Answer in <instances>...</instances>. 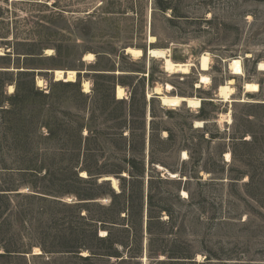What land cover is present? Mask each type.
<instances>
[{
    "label": "rangeland",
    "instance_id": "obj_1",
    "mask_svg": "<svg viewBox=\"0 0 264 264\" xmlns=\"http://www.w3.org/2000/svg\"><path fill=\"white\" fill-rule=\"evenodd\" d=\"M168 2L174 10L158 9L156 0H0V188L18 185L19 192L28 193L21 183L35 159L40 174L49 170L69 176L80 129L83 149L75 171L80 176L85 171L84 147L99 182L122 168L114 176L128 198L120 222L140 224L137 256L131 253L130 230L122 257L85 260L63 251L76 232L90 228L68 206L79 201L73 194L57 197L67 206L41 202L22 220L15 205L26 200L9 194L15 239L29 252L0 257V264H264V73L257 70L264 61V0ZM149 34L156 38L151 44ZM149 46L169 48L174 61H191V71H166L163 59L148 57ZM126 47L141 48L144 56L134 58L123 51ZM46 48L54 49L53 55H46ZM86 52L94 58L85 60ZM204 53L210 57L205 73L211 82L198 87ZM234 57L241 58L244 76L231 74L229 59ZM54 68L76 70L82 94L75 86L55 84L68 81L46 72ZM38 75L44 80L41 89L35 83ZM84 77L89 92L82 90ZM231 77L233 101L225 102L217 88ZM245 80L257 81L259 91L245 92ZM165 83L172 85L169 94L198 97L201 106L167 107L157 97L148 98L147 91ZM31 84L47 96L11 99ZM118 84L125 89L122 105L112 99L119 100ZM228 113L230 122L224 118ZM196 120L203 125L197 127ZM252 134L257 141L243 143ZM77 187L106 191L88 182ZM95 201L91 212L104 214L101 206L111 198L104 193ZM40 244L47 251L38 255ZM149 247L156 254L149 256Z\"/></svg>",
    "mask_w": 264,
    "mask_h": 264
},
{
    "label": "trees",
    "instance_id": "obj_2",
    "mask_svg": "<svg viewBox=\"0 0 264 264\" xmlns=\"http://www.w3.org/2000/svg\"><path fill=\"white\" fill-rule=\"evenodd\" d=\"M156 6L162 11H166L167 9H175L174 6H172L168 2V0H156ZM55 84H59L62 87L75 86L77 91L82 94L76 81L58 82ZM21 92L22 93H18L11 97V99L17 100V102H23L26 99H34V94L47 96V94L35 90L33 84L28 86L27 91L22 90ZM112 99L121 105L124 103V100L122 99L115 100L114 96H112ZM131 99L133 100V97H131ZM5 112H9V110L6 109ZM124 122L125 120H122L120 124ZM49 132V134H54L55 130L50 129ZM78 137L79 146L76 147L77 159L69 168V176H66V174H51L49 170L45 171V173L43 174H40V170L37 169L40 167L37 164V159H35L28 165L27 168H25L27 170L24 171L27 173L24 174L26 175V178L21 183L28 187V193L22 194L21 192H19L18 185L12 189L0 188V249H2V251L0 252V257L25 256L24 254L29 252L28 246L18 244L17 240L15 239L18 234H16L14 230H12V221H10L13 207L16 206L15 209L22 220L24 215L28 214L29 212H34V206H37L38 208L42 207L41 202L49 201L57 205L65 206L66 204L63 201L57 199V197L64 194H73L76 197V200H79L68 206L75 210L76 217L83 222H87L90 228L88 229V231H85L83 230L84 228H81L78 232H76V237H74L70 244H65V250L63 251L77 255L78 257L85 260H89L94 257H106L109 259L110 257L114 256L120 258L122 257L121 250L127 246V240L125 238L126 232L131 230L133 236L132 240L134 242V246L131 250L132 256H137V254L139 253V222L132 220L130 227L124 226L123 223L120 222L124 217L121 216V213H125V211L128 209V198L124 186H121L120 191L116 192L110 186L107 180L99 182L97 177L93 176L91 168L89 167V165H87V156L90 151L87 147H84V159L81 165L87 175L80 176L75 171L74 167H77V164L79 163V155L81 154L83 149L81 147L80 141L84 137L82 136V132L80 129H78ZM87 138L88 136L85 137V139ZM256 141L257 138L253 135V139L251 141L243 140V143H255ZM121 169L122 168H118V170H112L107 173L118 176V174L121 172ZM138 173L140 174L141 171ZM119 178L120 180L124 179V177L122 176H119ZM82 182H88L92 185L97 186L98 188H105L106 191L93 192L90 189H81L77 187L78 183ZM250 184L251 181H248L246 185L250 186ZM11 190H15V192L10 193L9 191ZM104 193H108L110 195L111 202L106 206H101L105 211L104 214H93L90 209L91 206L98 205L96 204L97 202L95 201V199L98 195ZM9 194L21 196L22 198H24V200H26V203L18 202L15 206L12 205L11 196ZM117 201H121V204H118ZM148 216L149 220L147 222V231L151 235L152 232L150 231L152 225V216L149 209ZM99 229L104 230L105 235H100ZM39 247L41 249V253L38 255H41L47 251L43 245L40 244ZM82 250H85L87 254H79L80 252H82ZM148 254L149 256H152L156 253H154L152 248L149 247Z\"/></svg>",
    "mask_w": 264,
    "mask_h": 264
},
{
    "label": "bare ground",
    "instance_id": "obj_3",
    "mask_svg": "<svg viewBox=\"0 0 264 264\" xmlns=\"http://www.w3.org/2000/svg\"><path fill=\"white\" fill-rule=\"evenodd\" d=\"M156 40L155 36L149 34L148 36V41L150 44ZM53 50L51 48H46L45 53L46 55H53ZM126 53L130 54L134 58H140L144 56V52L142 51L141 48L138 47H126ZM3 54L2 49L0 48V55ZM147 55L148 57H155V58H161L163 59V67L165 68L166 71L172 72V73H182L186 74L191 71V67L193 66V63L191 61H174L170 57L169 53V48H155V47H148L147 49ZM94 58L93 53L91 52H86L84 54V59L85 60H92ZM200 71L201 74L199 76V82L197 84L198 87H202V85H208L211 82L210 77L205 73L209 71L211 68L210 66V57L208 53H204L200 57ZM229 69L231 71V74L234 76H244L245 72L242 67V61L241 58L239 57H234L229 59ZM257 70L260 73H264V61H259L257 63ZM85 72V71H84ZM53 75L55 76L56 80H64V81H76L77 80V71L74 69H61V68H54V70L51 71ZM235 82L234 78H229L226 80L224 83H220L217 88V95L220 97L222 101L225 102H230L233 101L232 95L234 93V88H233V83ZM35 83L37 88H42L44 87V80L43 77L41 76H36L35 78ZM8 86V85H7ZM81 86L82 90L84 92H89L90 91V82L85 79L81 80ZM259 83L254 80H245L243 82V89L245 92L249 93H256L259 91ZM172 89V85L170 83H165L163 86H155L152 89V92L147 91V96L148 98H151L152 96L156 95L158 96L161 104L163 106L167 107H177L185 103L188 107H193V108H198L201 106V100L198 97H193V96H181L178 94H169ZM8 91L9 93L14 92V85L10 84L8 86ZM115 94L116 98L122 99L125 98V89L122 85H117L115 88ZM245 100V98L241 99ZM226 121L230 122L231 121V116L230 113H228L225 117ZM223 118V120H224ZM222 122V121H221ZM195 125L197 127L202 126L203 122L201 120H196ZM230 153L226 152L225 153V158L227 161L230 160ZM188 158V153L184 150L182 151V159ZM158 166L159 169H164L160 164L156 165ZM165 172V171H164ZM170 177H176L177 173L176 172H166ZM82 176H86V172L83 171L81 173ZM102 178H109L112 180V187L116 190H119L118 187V180L117 178L113 177L112 175H104ZM111 182V181H110ZM182 195L186 196L187 193L185 190L182 191ZM104 232V231H103ZM36 253H39L40 250L36 248L35 250ZM86 254V253H85Z\"/></svg>",
    "mask_w": 264,
    "mask_h": 264
},
{
    "label": "water",
    "instance_id": "obj_4",
    "mask_svg": "<svg viewBox=\"0 0 264 264\" xmlns=\"http://www.w3.org/2000/svg\"><path fill=\"white\" fill-rule=\"evenodd\" d=\"M123 51H125L126 52V48H124L123 49ZM52 70H54V69H49V70H46V72H51ZM36 78V77H35ZM152 97H157L158 98V96H152ZM114 177V176H113ZM101 180H107V181H111V185H112V180H110L109 178L107 179H105V178H102ZM118 180V179H117ZM117 191H120V190H117Z\"/></svg>",
    "mask_w": 264,
    "mask_h": 264
}]
</instances>
